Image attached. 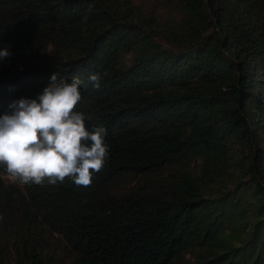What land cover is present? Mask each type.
Here are the masks:
<instances>
[{
	"label": "trees",
	"instance_id": "16d2710c",
	"mask_svg": "<svg viewBox=\"0 0 264 264\" xmlns=\"http://www.w3.org/2000/svg\"><path fill=\"white\" fill-rule=\"evenodd\" d=\"M158 5L0 0V116L78 77L108 146L89 186L0 165V264H264V0Z\"/></svg>",
	"mask_w": 264,
	"mask_h": 264
},
{
	"label": "clouds",
	"instance_id": "9594fccd",
	"mask_svg": "<svg viewBox=\"0 0 264 264\" xmlns=\"http://www.w3.org/2000/svg\"><path fill=\"white\" fill-rule=\"evenodd\" d=\"M10 56L0 50V59ZM95 89L99 77L89 76ZM82 81L50 77V83L35 99H20L10 112L0 116V165L21 183L49 184L71 179L89 186L93 175L104 167L108 146L106 130L86 127L85 116L76 111L82 99Z\"/></svg>",
	"mask_w": 264,
	"mask_h": 264
},
{
	"label": "rangeland",
	"instance_id": "374dc122",
	"mask_svg": "<svg viewBox=\"0 0 264 264\" xmlns=\"http://www.w3.org/2000/svg\"><path fill=\"white\" fill-rule=\"evenodd\" d=\"M136 4L145 10H152L158 8V0H135ZM160 12V10H158ZM161 14V13H160Z\"/></svg>",
	"mask_w": 264,
	"mask_h": 264
}]
</instances>
